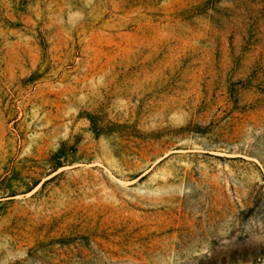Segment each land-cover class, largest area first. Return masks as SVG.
Segmentation results:
<instances>
[{
	"label": "rangeland",
	"instance_id": "374dc122",
	"mask_svg": "<svg viewBox=\"0 0 264 264\" xmlns=\"http://www.w3.org/2000/svg\"><path fill=\"white\" fill-rule=\"evenodd\" d=\"M0 264H264V0H0Z\"/></svg>",
	"mask_w": 264,
	"mask_h": 264
}]
</instances>
